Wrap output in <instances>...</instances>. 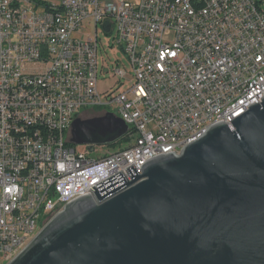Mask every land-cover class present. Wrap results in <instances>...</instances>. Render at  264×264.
<instances>
[{
  "label": "built area",
  "instance_id": "1",
  "mask_svg": "<svg viewBox=\"0 0 264 264\" xmlns=\"http://www.w3.org/2000/svg\"><path fill=\"white\" fill-rule=\"evenodd\" d=\"M100 34L128 61L117 93L100 90ZM263 98L264 0H0V264L92 187ZM90 107L125 121L127 149L71 143Z\"/></svg>",
  "mask_w": 264,
  "mask_h": 264
},
{
  "label": "water",
  "instance_id": "2",
  "mask_svg": "<svg viewBox=\"0 0 264 264\" xmlns=\"http://www.w3.org/2000/svg\"><path fill=\"white\" fill-rule=\"evenodd\" d=\"M128 132L113 113L77 117L71 143ZM140 169L69 202L8 264H264V98Z\"/></svg>",
  "mask_w": 264,
  "mask_h": 264
},
{
  "label": "rangeland",
  "instance_id": "3",
  "mask_svg": "<svg viewBox=\"0 0 264 264\" xmlns=\"http://www.w3.org/2000/svg\"><path fill=\"white\" fill-rule=\"evenodd\" d=\"M47 1L58 2L59 0H47ZM100 36L102 40L99 51L100 66L104 65L107 69L110 70L109 72L105 73L103 76L100 77V90L103 93L112 92V91L117 93L119 91L126 89L128 83L122 85L119 84L117 79L114 78L112 75L111 67H115L117 64H119L121 67L128 69V61L120 49L112 46L113 36H106L103 34H100ZM110 111L112 112V110ZM79 113H80L79 117L82 119H88V118L104 115V112L98 110L97 108H92V107L83 109ZM80 149H83V147L81 146ZM97 150L98 151L93 154L94 157H104L115 151L120 150V147L119 149L117 148L114 149L109 146H100L98 147Z\"/></svg>",
  "mask_w": 264,
  "mask_h": 264
},
{
  "label": "trees",
  "instance_id": "4",
  "mask_svg": "<svg viewBox=\"0 0 264 264\" xmlns=\"http://www.w3.org/2000/svg\"><path fill=\"white\" fill-rule=\"evenodd\" d=\"M98 110H100V109H98ZM130 145H131V138H129L128 135H126L124 138H122L118 142L111 144V145H108V146L111 148H114V149H116V148L119 149V147H120V150H123V149H127Z\"/></svg>",
  "mask_w": 264,
  "mask_h": 264
}]
</instances>
